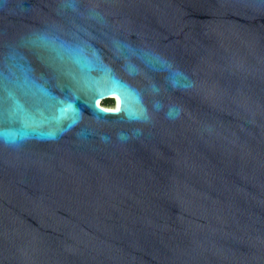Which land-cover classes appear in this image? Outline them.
Returning a JSON list of instances; mask_svg holds the SVG:
<instances>
[{
	"label": "water",
	"instance_id": "obj_1",
	"mask_svg": "<svg viewBox=\"0 0 264 264\" xmlns=\"http://www.w3.org/2000/svg\"><path fill=\"white\" fill-rule=\"evenodd\" d=\"M0 264H264V0H0Z\"/></svg>",
	"mask_w": 264,
	"mask_h": 264
},
{
	"label": "flooded vegetation",
	"instance_id": "obj_2",
	"mask_svg": "<svg viewBox=\"0 0 264 264\" xmlns=\"http://www.w3.org/2000/svg\"><path fill=\"white\" fill-rule=\"evenodd\" d=\"M99 101H101V99H100ZM97 102H98V101H97ZM98 103H99V102H98ZM101 104H102L103 106L110 107V106H112L114 103H113V100H112V99H104V100L101 101Z\"/></svg>",
	"mask_w": 264,
	"mask_h": 264
},
{
	"label": "bare ground",
	"instance_id": "obj_3",
	"mask_svg": "<svg viewBox=\"0 0 264 264\" xmlns=\"http://www.w3.org/2000/svg\"><path fill=\"white\" fill-rule=\"evenodd\" d=\"M100 99H102V96H101V97H97V98H95L94 101H95V102H97V101L99 102Z\"/></svg>",
	"mask_w": 264,
	"mask_h": 264
},
{
	"label": "rangeland",
	"instance_id": "obj_4",
	"mask_svg": "<svg viewBox=\"0 0 264 264\" xmlns=\"http://www.w3.org/2000/svg\"><path fill=\"white\" fill-rule=\"evenodd\" d=\"M98 103V102H97Z\"/></svg>",
	"mask_w": 264,
	"mask_h": 264
}]
</instances>
